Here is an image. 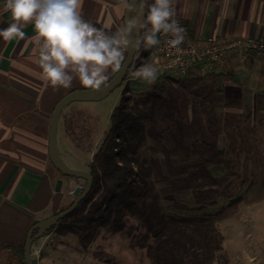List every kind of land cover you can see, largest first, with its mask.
I'll list each match as a JSON object with an SVG mask.
<instances>
[{
    "label": "crops",
    "instance_id": "obj_1",
    "mask_svg": "<svg viewBox=\"0 0 264 264\" xmlns=\"http://www.w3.org/2000/svg\"><path fill=\"white\" fill-rule=\"evenodd\" d=\"M127 1L83 0V18L97 28L114 31L123 24ZM4 3L5 0H0V29L12 22L10 12L3 11ZM173 3L175 17L186 30L184 42L201 43L210 36L252 37L264 41V0H173ZM139 4L140 8L132 11V19L140 10L144 12L143 1ZM22 30L23 39L0 37V264H25L22 249L29 228L63 210L77 195L76 186L84 183L80 178L61 174L50 162L48 138L51 114L57 102L66 93L85 87L78 79L70 88L45 87L42 70L35 62L34 26L29 23ZM134 32L139 33L138 26ZM114 73L109 70L108 79ZM183 78L192 79L200 86L209 85L223 98L220 106L225 112L264 115V54H235L222 71L199 75L192 70ZM97 101L74 100L60 111L57 147L67 164V156L74 152L71 145H89V126L80 116L81 106ZM262 116L259 118L264 124ZM222 120L224 131L220 138L224 135L228 140L230 126ZM99 135L89 152L90 160L101 141ZM68 165L88 170L83 164ZM59 178L62 184L57 191L55 185ZM70 235L53 228L35 240L31 248L35 264H54L58 245L67 247ZM48 243L54 244L50 251L44 249ZM38 246L40 253L36 257L33 250Z\"/></svg>",
    "mask_w": 264,
    "mask_h": 264
},
{
    "label": "rangeland",
    "instance_id": "obj_2",
    "mask_svg": "<svg viewBox=\"0 0 264 264\" xmlns=\"http://www.w3.org/2000/svg\"><path fill=\"white\" fill-rule=\"evenodd\" d=\"M140 6L138 4L137 9ZM142 16L143 10H140L133 19L141 20ZM125 82L99 101L81 106L82 113L79 115L89 126V145H71L74 152L72 156H67L68 164L88 166L92 144L99 134L98 139L102 138ZM162 85L170 88L174 96L178 95V91L197 99L199 97L200 101L206 97L213 102L212 107L199 103L202 104L199 114L214 116L219 126L224 119L230 126V138L225 140L224 135L222 139L218 138L219 148H225L223 154L209 145L214 135L212 129L198 130L196 125H193L194 131L187 132L183 138L179 130L172 127V137L160 141L167 151L151 140L156 149H148L146 153L159 158L161 167L154 170L151 180L158 191L163 211L166 215L213 218L224 235L225 250L220 264H264V124L259 118L262 114L257 113L254 117L252 114L243 116L242 113L225 112L220 106L223 98L216 95L209 85L200 86L192 79L183 78L172 85L163 80ZM162 85L140 79L128 81L133 99L154 89L166 93ZM157 132L162 134L160 129ZM230 199L236 200L229 204ZM143 231L139 220L128 215L123 230L110 233L101 228L87 249L82 248L77 236L72 234L67 237V247L60 248L58 245V257L54 264H152L145 248L138 245ZM53 246L48 243L44 249L50 251Z\"/></svg>",
    "mask_w": 264,
    "mask_h": 264
},
{
    "label": "trees",
    "instance_id": "obj_3",
    "mask_svg": "<svg viewBox=\"0 0 264 264\" xmlns=\"http://www.w3.org/2000/svg\"><path fill=\"white\" fill-rule=\"evenodd\" d=\"M141 1L145 4V0H139L133 13ZM147 2L152 3L153 0ZM146 15L147 9L144 7L142 19ZM142 32L139 28L136 39ZM152 50L153 47L148 50L136 49L139 55L131 67H141ZM195 67H198V63ZM163 80L172 85L180 82L182 77L162 73L157 75L155 83L162 85ZM162 87L166 93L154 89L133 99L128 81L125 82L101 141L87 166L92 176L89 192L72 212L49 231L56 228L61 233H72L77 236L80 246L87 249L101 228H106L110 233L119 232L126 226V217L132 215L144 229L138 245L145 248L152 264H220V260H223L224 236L216 221L203 215H166L151 180L154 170L161 167L159 158L146 151L156 149L151 140L165 151L160 141L172 137V127L175 126L183 138L187 132H193V125H196L198 130L212 129L214 135L209 145L223 154L225 148H219L218 138L224 129L216 124L214 116L199 114L202 111L199 106L212 107V101L209 102L206 97L200 101L199 97L197 99L178 91V95L174 96L170 88L166 85ZM159 129L162 134L157 132ZM167 161L170 159L167 158ZM236 199H230L228 203ZM33 262L35 264V260Z\"/></svg>",
    "mask_w": 264,
    "mask_h": 264
},
{
    "label": "clouds",
    "instance_id": "obj_4",
    "mask_svg": "<svg viewBox=\"0 0 264 264\" xmlns=\"http://www.w3.org/2000/svg\"><path fill=\"white\" fill-rule=\"evenodd\" d=\"M83 0H5L3 11L10 12L12 22L0 29L4 40L23 39V27L34 26L32 38L36 63L42 70L45 87L70 88L74 80L85 88H99L108 80V72H118L129 44L128 34L137 26L143 30L132 42L136 49H151L160 44L157 34L163 32L166 43L178 49L186 30L175 18L173 0H145L147 15L129 18L114 31L97 28L82 15ZM158 68L143 64L131 73V79L153 83Z\"/></svg>",
    "mask_w": 264,
    "mask_h": 264
},
{
    "label": "water",
    "instance_id": "obj_5",
    "mask_svg": "<svg viewBox=\"0 0 264 264\" xmlns=\"http://www.w3.org/2000/svg\"><path fill=\"white\" fill-rule=\"evenodd\" d=\"M139 0H128L124 12V20L131 18L133 8L137 5ZM106 32L109 29L101 27ZM136 39L135 32H130L128 34L129 44L126 47L125 59L122 63V66L118 72H115L105 84L101 85L99 88H84V89H75L65 95H63L60 100L57 102L54 110L51 114L50 119V128H49V138H48V153L50 162L58 169V171L69 177L80 178L84 181L83 184H78L75 188L76 196L73 199V202L58 212L57 214L48 216L44 219H41L35 222L28 230L27 236L24 242V261L25 264H34L32 258V244L35 240L44 236L52 226H55L59 220L63 219L67 214L72 212L78 203L86 196L89 192L92 184V176L88 170L82 168H74L69 166L59 155L57 147V125L59 114L64 105L67 103L79 100V101H94L100 100L107 96L111 91L121 86L125 81V76L128 73L136 54V48L132 46V42ZM62 184V179L59 178L56 182L55 189L60 190ZM36 231V232H35Z\"/></svg>",
    "mask_w": 264,
    "mask_h": 264
},
{
    "label": "built area",
    "instance_id": "obj_6",
    "mask_svg": "<svg viewBox=\"0 0 264 264\" xmlns=\"http://www.w3.org/2000/svg\"><path fill=\"white\" fill-rule=\"evenodd\" d=\"M176 18V17H175ZM160 44L153 47L149 56L144 58V64H152L158 68V74H171L177 77L186 76L195 70L199 75L222 71L227 60L235 54L256 53L264 54V41L252 37L215 38L208 37L201 43L183 42L178 49L171 48L163 32L157 34ZM126 48L124 51V55ZM139 52H136L137 58ZM198 63V67L195 65ZM133 64V63H132ZM138 68L131 67L125 81L131 80V73ZM33 253L39 257L40 247H35Z\"/></svg>",
    "mask_w": 264,
    "mask_h": 264
},
{
    "label": "bare ground",
    "instance_id": "obj_7",
    "mask_svg": "<svg viewBox=\"0 0 264 264\" xmlns=\"http://www.w3.org/2000/svg\"><path fill=\"white\" fill-rule=\"evenodd\" d=\"M132 66V65H131ZM131 68V67H130ZM126 77V76H125Z\"/></svg>",
    "mask_w": 264,
    "mask_h": 264
}]
</instances>
